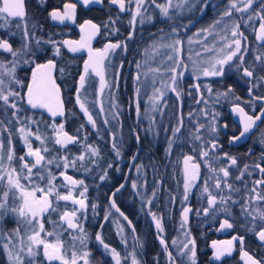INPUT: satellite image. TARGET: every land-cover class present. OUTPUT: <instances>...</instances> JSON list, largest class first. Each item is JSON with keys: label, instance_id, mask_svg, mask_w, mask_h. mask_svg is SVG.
I'll return each instance as SVG.
<instances>
[{"label": "flooded vegetation", "instance_id": "af4514ba", "mask_svg": "<svg viewBox=\"0 0 264 264\" xmlns=\"http://www.w3.org/2000/svg\"><path fill=\"white\" fill-rule=\"evenodd\" d=\"M158 2L165 3V0H158ZM66 3L77 5L74 22L71 20H66L64 23L53 21L49 14L53 10L62 11ZM223 3L227 5L228 0H210V4L203 14L194 9L192 12H183L185 15L176 16L175 12L172 11L171 14L175 16L174 21L165 20L161 17L159 9L150 6L144 12V16H151L152 19L150 21L145 19V22L141 24L139 22L140 18L137 17L133 27L129 24L132 19L131 12H120L117 6L109 3V0H104L103 4L94 3L87 7H84L80 0H43V2L42 0H25L28 30L30 33H34V37H30L29 46L35 52V55H21L17 58L16 77L27 85L31 81L32 70L36 64L46 63L49 59L54 60L56 68L53 71V76L61 89V99L64 102L65 109L64 116H57L53 120L46 110H32L25 104L26 115L39 122L38 125L33 123L32 128L37 130V127H39L43 130L51 122L65 121L67 132L71 130V133L68 132L70 135L79 136L80 140L87 137L86 140L90 141V145L98 148L100 152L98 157H95L92 161L89 160V162H92L93 168L85 181L88 189L85 193L87 208L78 212L80 222L87 233L86 247L91 254L92 264H115L111 253L106 251L96 240L97 234L101 235L110 248H114L120 253L122 264H131L132 253H135L139 264H191L190 254H182L186 253L183 248L185 240L187 242L195 240L196 264H245L238 241L233 242V250L230 255H225L220 260L214 258L213 242H216L217 247H227L224 242L232 240L234 236L244 237L243 248L250 255L257 259L264 258V245H261L255 235L248 231L251 217L246 216L241 210V205L244 204L246 199L245 185L251 188L255 180L261 179L259 170L252 166L256 163L264 166V159H261L264 156V144L261 143L262 138H264V131H262L264 130V123L258 121L259 127L253 128L247 138L230 143V138L239 135L242 130L240 120H236L232 108L234 106L243 107L250 115L259 114L261 110H264V101L255 99V97L264 96V82H259L253 87L252 83L249 82V78L243 77L242 73L235 70H226L223 77H211L203 81L208 82L212 88V95L208 97L209 94H204L202 89L199 93L197 92L196 84H192L193 78L187 74L182 80L180 99H177L176 94L171 92L172 94L165 101L166 104L170 103L175 108V116L170 117L167 123L160 124L157 120V132H154V111L145 112L144 104H141L140 115L138 116L134 105L135 66L140 61L142 50L162 35L160 29H164V33H168L173 23L181 26L188 24L191 20L192 23L188 29L180 31V38L187 37L201 28L208 27L215 19L219 18ZM212 5L217 7L214 8ZM129 7H132V5H129ZM85 21H91L98 25L100 29L91 40V47L94 51L102 50L110 43L119 42L122 45V48H118L119 51H116L115 58L112 57L114 65L119 63L120 60L122 62L117 90L121 106H119V119L116 120V126L112 129H107L106 126L104 129L100 128V131L91 129L86 124L79 105L76 103V89L79 77L84 71V63L88 60V51L84 49L75 53L69 52L62 42L65 40L79 41L82 36L86 37L90 30L86 28L84 33L80 30V26ZM15 24L16 21L13 20L7 28H0V39H6L14 49H20L24 43L23 33L22 29L17 28ZM252 24L251 21L242 25L244 36L247 37V40L244 41L248 45V55L245 56L247 63H253L258 48H264V45L256 41L255 36L249 29ZM33 25H35V28H33ZM129 35H131V39L128 38ZM36 39H40L42 42L39 46L36 44ZM184 39L185 46L187 41L186 38ZM45 41L57 42L61 49V55L54 57L52 54L53 45L44 43ZM123 45L127 46L126 50H124ZM123 51L125 52V59L121 58ZM113 52L110 51L109 56ZM12 59L9 53L0 51V60H3L8 67H12L9 63ZM26 59L32 62L24 63ZM108 61L109 58L105 60L106 81H108L106 73ZM149 64L154 63L150 61ZM149 73L152 72L148 71ZM256 74L264 75L259 68H257ZM91 76L94 77L95 75ZM4 79L7 80L6 77ZM97 79L99 80L98 77ZM203 82L202 80L199 81L201 87ZM228 87L233 89L232 93H229L227 97L220 96L217 98V93L226 91ZM250 88L252 90L251 95H249ZM17 90L21 91L22 94L26 92V89ZM201 95L208 101L207 105L204 104V109L218 114L217 131L211 133L206 128L204 130L205 141L215 139L220 145L217 154L228 153L238 161L236 166L230 168L231 176L229 179L235 187L240 189L239 192L232 193L233 199L238 203L233 204L229 201L227 205L230 214L222 211H210L205 215L203 212V209L208 205L206 194L202 195V188L206 178L211 173L208 167L205 166V162L199 158L198 147L197 150L193 151V143L198 145L199 142L188 140V132L194 129L197 124L196 121L206 126L208 124V121L204 118L199 121L196 116L191 114V112L199 113L195 104ZM236 97L240 99L237 100ZM11 112L12 110L8 109L7 114H5L0 110V120L15 133L12 138V147H15L14 151L16 152L13 166L19 167L21 162L18 158L25 155L26 151L20 146V139L15 136L18 133L17 129L23 125L17 124L15 120H12L11 124L8 123L12 119ZM179 116H183L185 126L182 130L183 135L180 141L173 144L169 154L166 152L168 141L173 138L172 129L176 126V119ZM149 117L153 119L150 120ZM23 123L26 124L27 121L25 120ZM82 124L84 125L83 128H81ZM150 125L153 131L147 130ZM28 126L30 127V125ZM118 126L119 128H117ZM113 135H115L116 143L121 152L119 157L116 156L112 147ZM137 136L140 137L139 142H137ZM7 137V132H0V138H3L5 143H7ZM80 140L77 144H71L73 152L76 150L75 153H79ZM205 147L210 148V144H205ZM186 155L194 156L196 162L201 164V168L200 177L195 182V187L192 188L188 200L185 201L183 198L185 178L183 158ZM210 155L212 154L210 153ZM133 157H135V160H133ZM211 163L216 165L217 161L213 159ZM220 163H223V160ZM245 164L249 165V169L244 173L243 179H235L239 172L244 170ZM137 168H139V171H137ZM34 171L37 170L34 169ZM249 172L251 175L248 174ZM105 173V179L101 180L100 177ZM69 176L78 180L73 174H69ZM60 181L65 183L62 176ZM133 183L137 184L136 189H133ZM209 184L215 192L213 182L209 181ZM120 185H124L123 188H120ZM67 187H70V185ZM117 188H120V191L117 192ZM3 190V187L0 186V192ZM74 196L78 198V194H74ZM51 199L54 201L53 197ZM113 200L121 212L128 217V220H124L111 207ZM149 201H151L150 204ZM19 203V200L13 201L11 195L9 196V204L17 205ZM54 206L58 208V211L52 212L49 210V213L45 214L43 218L45 229L58 235L64 234L63 241L60 240L70 257L73 250L72 245H75L77 251L79 249L77 240L72 238L77 233L67 229L66 224L60 220V214L79 206L73 205L71 201H59L58 205L54 201ZM186 207L190 208L191 211L188 214L187 223L182 227V213ZM217 207H220V205H217ZM109 213L108 219L105 220V215ZM152 213L161 220L162 233L157 230ZM16 219L15 216H7L2 222V227L7 230L14 229L17 227ZM225 220L231 223L233 227L222 229L221 224ZM128 221H131V226H129ZM53 222L59 226H54ZM121 227L124 229L123 232L120 231ZM133 228L135 231H133ZM161 237L166 242L167 250L160 243ZM47 239L54 241L56 236L47 237ZM174 241L175 243H173ZM2 243L3 241H0V264H9ZM13 243L18 244L15 238H13ZM169 254H171V259ZM126 256L128 259L124 260L123 258ZM35 259L37 264H48L42 252ZM25 264H27V261ZM52 264H59V262L53 261Z\"/></svg>", "mask_w": 264, "mask_h": 264}, {"label": "snow or ice", "instance_id": "6c2138e0", "mask_svg": "<svg viewBox=\"0 0 264 264\" xmlns=\"http://www.w3.org/2000/svg\"><path fill=\"white\" fill-rule=\"evenodd\" d=\"M43 2V0H42ZM84 7L90 4H103L104 0H80ZM109 3L115 5L119 8L120 12L129 11L132 14V19L129 24L134 27L137 17L140 18L139 22L143 24L145 19L151 20L152 17L144 16V12L150 6H155L159 9V13L162 18L167 21H174L175 16L171 14L172 11L175 12L176 16L182 15L184 11L192 12L194 9L203 14L204 10L209 6L210 0H165V3H159L158 0H109ZM132 5V7H129ZM255 5V7H254ZM75 3L64 4L63 10H53L49 15L53 21H58L64 23L66 20H71L74 22L76 14ZM212 7H217L212 5ZM134 9V10H133ZM247 13V16H241V19H246L251 22L253 20L259 21V27L256 31V40L264 45V0H228L227 5L224 7L222 13L219 14V18L215 19L206 28H201L195 33L197 37L196 42L201 44L200 50H196L194 55L197 59H193V50L189 49L188 59L192 60L193 74L196 75L197 79L202 74L204 77H223L227 71L235 70L242 73L243 77L249 78V82L255 87L257 83L264 82V75H257V68L260 72L264 73V48H258L257 53L254 55L253 63H247L245 61V56L248 55V48L242 46V41H246L247 37L244 33L240 31V25L238 23L229 24L225 18L232 17L233 13ZM13 20L16 21L15 26L22 29V39L24 43L20 49H14L12 45L6 39H0V51L9 53L13 58L9 63L12 67L0 60V110L7 114L8 109H11L12 119L8 121L9 124L12 120H15L17 124H22L17 131L20 133V139L23 141L27 151L25 155L20 156L18 159L21 162L20 167L17 168L13 166V161L15 159V152L12 147V138L15 134L11 129L5 126L4 122L0 120V132H7V143L3 138H0V186L3 187V191L0 192V241H3L2 247L5 250L9 264H37L36 257L42 252L44 259L48 264H52L53 261H58L59 264H92L90 260V252L86 247L87 233L80 222V216L78 212L85 210L87 208L85 193L88 191L87 187L84 186L83 190L79 192L78 198L74 196V189L77 186H83V180L74 179L72 176L66 175L64 172L61 175L64 178L65 185L61 187L69 186L67 194H61L57 191V186L53 183L55 179L51 172H48L47 185L46 187L40 186L36 183V178L39 180H45L44 172L47 171V166L54 163L52 158L46 159L43 153L50 151L49 147L46 146V140L49 137L44 136L40 133L39 127L33 132L28 126L30 124H39V122L34 121L30 116L26 115V109L24 105L26 104L29 109L37 110L43 109L55 120L57 116H64V102L61 99V89L57 85L56 80L53 76V71L56 68V63L54 60L49 59L46 63L36 64L32 70L31 81L25 85L21 80L16 77V65L18 63V57L21 55L34 56L35 52L29 46L30 37H34V33H30L28 30L26 22V9L25 0H0V28H7L12 24ZM114 23V21H112ZM191 20L188 24L178 26L173 23L170 27L168 33H164V29H160L162 35L151 44L149 49H146V56L148 58H154L161 54V50H166L164 55L166 61H170L166 67H150L149 71L163 75L166 71L169 75L167 77V82L163 85V88L170 90L175 93L177 99L181 97V85L180 80L183 78V71H186L188 65L185 63L184 54V41L180 38V31L187 30L191 25ZM107 26V25H105ZM218 26H220L218 28ZM35 28V25H33ZM90 31L87 36H82L79 41L65 40L63 45L68 48L69 52H78L84 49L88 51V60L84 63L83 74L80 75L78 81V87L76 89V103L79 105L80 110L83 112L87 119V122L91 124L93 129L97 128V122L94 119L86 103L81 98V91L86 88L88 78L91 75H95L99 78L100 92L103 94L106 88H109V84L105 78V60L108 58L110 51H115L118 48H122L121 43H110L105 46L102 50H93L91 47V40L99 32V26L92 23L91 21H85L83 25L80 26L82 33L85 29ZM223 33V34H222ZM230 33L231 39H229L228 34ZM165 36L168 38L165 39ZM213 39L209 41V37ZM219 37V40L216 39ZM131 39V35L128 37ZM223 42L221 46L217 47V44ZM40 39H36V44L39 46L41 44ZM44 43H51L53 45V56L59 57L61 55V49L55 41H45ZM193 40L189 39L188 44H192ZM126 45H123L124 50H126ZM32 61L25 60L24 63H30ZM141 65L137 63V68ZM7 77V80L4 79ZM137 80L140 79L139 75L136 77ZM207 88L209 94L212 93V88L208 85H204ZM195 88L197 92H200L201 85L196 84ZM17 89H26L23 94ZM139 89H137V92ZM233 89L228 87L226 91L222 93H217V98L220 96L227 97L229 93H232ZM157 93L159 95H157ZM252 94L251 88L249 89V95ZM164 91L161 88L154 90L152 100V110H157L161 105L159 102L163 99ZM239 100V97H236ZM264 101V96L255 97ZM203 102L207 105L208 101L204 99L201 95L200 100L197 103ZM115 109V111H112ZM112 115V119H119V106L116 104L112 105L109 110ZM137 115H140V106L137 102L136 105ZM234 113H237L240 117V124L242 125V130L239 135L230 138V143L240 141L247 138V135L253 130V128L259 127L257 122L264 123V110H261L259 114L250 115L243 107L234 106L232 108ZM100 112L104 113L105 109L103 105L100 107ZM25 113L24 115H21ZM216 113H208L207 110L204 111V118L208 121L207 126L205 124L197 123L194 129L189 130L188 140L190 142H199L198 145L193 143V151L199 149V158L205 162V166L208 167L211 175L206 178L203 188L202 195L207 196V207L203 209L205 215L210 211L214 212H225L230 214L229 201L233 204L238 203V201L233 199L232 193L239 192L240 189L235 187L230 181V168L236 166L238 161L235 157L228 153H223L222 155L217 154L220 145L215 139H210L205 141L204 130L215 133L217 131ZM191 117V114H190ZM149 119H153L149 117ZM27 123H23L24 121ZM105 124L109 123L108 119H105ZM52 130L54 133V143L59 145L61 148H67L69 144L79 143L80 137L70 135L64 130V124L59 123L58 125L53 123ZM84 125H81L83 128ZM183 116L177 118L176 126L172 129V139L168 141L167 153H171L172 146L177 141L181 140L183 135L182 130L184 129ZM226 127V125H225ZM148 131H153L151 125ZM264 131V130H262ZM33 138L40 142L41 147L33 148L32 142L29 138ZM86 139V138H85ZM137 142H139L140 137H136ZM261 143L264 144V138H262ZM205 144H210L209 147H205ZM113 150L117 157L121 155L120 149L116 143L115 135H113ZM86 151L91 154V157H98L100 155L99 149L92 145H85ZM210 153L212 155H210ZM31 158V159H29ZM85 154H81L76 157V160L81 162L85 161ZM63 167L65 170L71 165L76 166V160L69 161L67 156L64 158ZM216 160L217 164L213 165L212 160ZM264 159V156L261 157ZM135 160V157H133ZM223 160V163L220 161ZM59 167V164H57ZM111 167V165H109ZM184 167V200H188L189 194L193 187H195V182L200 177L201 164L196 162V158L192 155H186L183 158ZM252 167L259 170L261 174V179L255 180L253 186L248 188L245 185V202L241 205L242 212L251 217L250 226L248 231L253 233L255 237L264 245V166L259 163L254 164ZM36 169L37 171H33ZM249 169V165H244V170L239 172V175L235 177L237 180H242L244 173ZM139 171V168H137ZM251 175V173H248ZM105 175L100 177L101 180L105 179ZM22 180H27L29 183L25 185ZM212 181L214 184L215 192L212 190V186L209 184ZM124 185H120L123 188ZM133 189L137 188V184H132ZM117 188L116 191H120ZM39 193V196L37 195ZM11 195L13 201L19 200L20 203L17 205L9 204V196ZM155 195V193H153ZM55 197V202L58 201H71L73 205H78V208H74L71 211H63L60 214V220L63 221L67 229H71L73 233V240H79L81 247L80 251L75 249V245H72V254L69 257L67 255V250L64 249L63 242L60 240L59 235L52 231H47L44 224V216L49 213L58 211V208L54 206V201L51 197ZM151 201H149V204ZM220 205V207H217ZM95 207V206H93ZM111 207L115 209L117 213L124 220H128V217L121 212L120 208L116 206L115 201L111 203ZM191 211L190 208H184L182 213V223L184 224L188 221V214ZM15 216L17 227L12 230H7L2 227V222L9 216ZM108 215H105V220L108 219ZM153 220L155 221L156 228L159 232H163V227L161 220L152 213ZM259 221V223H257ZM54 226L56 225L55 222ZM129 226H131V221H128ZM21 226L24 227V232L21 231ZM233 225L225 220L221 224V228H232ZM123 228L120 231L123 232ZM133 231L135 229L133 228ZM43 234V235H42ZM26 235V240H25ZM56 236L54 241H50L47 237ZM13 238L18 242V244L13 243ZM96 240L103 246V248L111 253L115 264H122V258L120 253L114 248L104 242L100 234L96 235ZM238 241L241 246L242 259L245 260V264H264V258L257 259L253 255H250L248 251L243 248L244 237L234 236L232 240L224 242L227 247H217L216 242H213V248L215 249L214 258L220 260L225 255H230L233 250V242ZM123 242V241H122ZM161 245L165 246L167 250V245L165 240L160 238ZM175 243V241L173 242ZM11 245V247H10ZM191 245V247H189ZM186 253L190 254L189 259L191 264H196V248L195 240H189L183 245ZM171 259V254H169ZM127 260L128 257H124ZM131 264H139L135 253L131 254Z\"/></svg>", "mask_w": 264, "mask_h": 264}, {"label": "rangeland", "instance_id": "374dc122", "mask_svg": "<svg viewBox=\"0 0 264 264\" xmlns=\"http://www.w3.org/2000/svg\"><path fill=\"white\" fill-rule=\"evenodd\" d=\"M175 2H176V0H174V3ZM222 6L223 7H221V10L223 11L224 7L226 6V3H223ZM254 7H255V5H254ZM184 12H186V11H184ZM182 15H185V13H183ZM241 16L246 17L247 13L241 14V13H235L234 12L232 17L225 18V20L228 21L230 25L232 23H238L240 25V31L243 32L242 25L245 23L248 24L249 21H247L246 19H241ZM252 23H253L252 27L249 29L252 31L253 35L256 38V31L259 27V21L253 20ZM219 27L220 26H218V28ZM195 33H197V31L193 32L192 34L188 35L187 37H184V38H186L187 43L184 46L183 58H184L185 63L188 65V68L186 71H183V78L180 80V85L182 84V80H184V78L186 77L187 74H189V76H191L193 78L192 84H199L200 80H202V82H203L204 80L211 78V77H204L201 74L199 76V79H197L196 75L193 74L192 60L188 59L189 49L193 50V59H197L194 55V52L196 50H200V48H201V44L196 42L197 37L195 36ZM228 37H229V39H231L230 33L228 34ZM167 38L168 37L165 36V39H167ZM184 38L181 37L182 40H185ZM189 39L193 40L192 44H188ZM212 39L213 38L210 36L209 41H211ZM216 39L219 40V37H216ZM222 43H223L222 41L220 43H218L217 47L221 46ZM150 46L151 45L147 46L146 49H149ZM242 46L248 47V45L244 41H242ZM146 49L142 50L141 58H140V61L138 62L141 65V67L137 68V65H136L135 69H134L135 76L137 77L139 75V77H140L139 80H137V79L134 80V90H135L134 105L136 106L137 102H138L140 108H141V104H144L143 107L145 108V112H147L149 110L153 111L151 98L153 97L154 90L157 88L163 89V91H164L163 99L159 102V104L161 106L157 110L154 111V132L155 131L157 132L158 131L157 130V128H158L157 120H159L160 124L167 123L168 119L170 117L175 116V108L172 107V105L170 103L166 104V102H165V101H167V97L170 94H172L170 90L163 88V85L167 82V77L169 74L166 71H164L163 75L161 76L160 74H156L153 72L148 74V71H149V68L151 66L163 68V67H166V65L170 64L171 62L166 61V57L164 55L166 50L162 49L160 55L155 56L154 58H148L146 56ZM116 51H119V50L118 49L115 50L108 57L109 61L107 62V66H106V73L108 76L107 82H108L110 87L106 88L104 90L103 94H101L99 80L95 76L94 77L90 76L88 78L86 88L81 91L82 100L86 103V106L89 108V111L92 113L94 119L97 122V128L94 129L95 131H100V128L104 129L105 126L107 127V129H110V128L112 129V127L116 126V120L112 119L111 112L109 111L112 108L113 104L121 106L119 99H118L117 90H118V86H119V74H120V71L122 69V64H121L122 62L120 60L119 63H116L114 65L112 57L115 58L114 56L117 54ZM124 57H125V52L123 51V55L121 58H124ZM147 61H148V63H147ZM150 61H152L154 64H149ZM204 85H208L209 87H210V85L208 84V82H203L202 87H201L204 94L205 93L209 94L207 91V88H205ZM137 89H139L138 92H137ZM157 95H159V94L157 93ZM211 95L212 94H209L208 97H211ZM211 99H213V98H211ZM101 105H103V107L105 109L104 113L100 112ZM195 105L198 107L197 111H199V113H197V112L192 113L191 112V114L193 116H196L197 119H199V121H200L201 119L204 118V111H205L204 103L201 101L200 103H196ZM112 111H115V109H112ZM208 113L211 114V112H208ZM82 114H83V112H82ZM144 114H146V113H144ZM150 115H151V113L149 114V116ZM83 116H84V114H83ZM84 119L86 121V124L92 129L91 124H89L87 122V119L85 116H84ZM105 119L109 120L108 124L104 123ZM176 122H177V119H176ZM53 123H55V122H51L49 125H47L46 129H43V130L39 129V131L44 136L49 137V139H47L45 143H46V146L49 147L50 151L47 153H43V154L45 155L46 159L52 158L54 160V163L47 166V171L44 172V176L46 179L45 180H39L38 178H36V183L40 184V186H42V187H46L48 172L50 171L52 176L55 177V179L53 180V183L57 186V191H59L61 194H67L69 187H67V186L61 187V185H65L64 182L62 183L60 181V177L62 176L61 173L64 172L66 175L73 174L78 178V180L84 181L83 186H77L74 189V194H79V192L83 190L84 186L87 187L85 181H86V178L90 175L91 169L93 168L92 162H89V160L92 161L93 159H95V157H91V154L88 153L86 151V148H85V145H90V141L86 140L87 137H86V139L80 140V144L78 145L79 153H75L76 150H75V152H73L71 144H69L67 146V148H61L59 145H55V143H54V133H53V130L51 127ZM59 123L64 124V130L67 132L66 127H65V121L58 122L55 124L58 125ZM195 123H198V121H196ZM32 125L33 124H30V128L33 132H35L36 130L35 129L33 130ZM117 128H119V126ZM16 133H17V131H16ZM15 137L20 139V133L18 132ZM29 139L32 142L33 148L41 147V144L39 141H37L31 137ZM20 141H21L20 146H22L25 149V151H27L23 141L21 139H20ZM81 154H85V156H86L85 161H83V162L76 160V157L81 155ZM65 156H67L69 161L76 160V166L72 167L70 165L67 168V170H65L63 167V163H64L63 158ZM57 164H59V167H57ZM19 167H20V165H19ZM19 167H17V168H19ZM22 183H24L25 185H28L29 182L27 180H22ZM37 195H38V193H37ZM53 198L55 201L54 196H53ZM55 203H56V205H58L59 201L55 202ZM21 227H22L21 231L23 233L24 227L23 226H21ZM63 235L64 234L59 235L60 239L62 241L64 239ZM25 240H26V235H25ZM77 242L79 244L78 251H80L82 246L80 245V242L78 240H77ZM185 243H187V240H185L183 242V245Z\"/></svg>", "mask_w": 264, "mask_h": 264}, {"label": "water", "instance_id": "95a60500", "mask_svg": "<svg viewBox=\"0 0 264 264\" xmlns=\"http://www.w3.org/2000/svg\"><path fill=\"white\" fill-rule=\"evenodd\" d=\"M232 112H233V111H232ZM233 114H234V116H235L236 120H238V121H239V120H240V117H239V115H238L237 113H234V112H233Z\"/></svg>", "mask_w": 264, "mask_h": 264}, {"label": "trees", "instance_id": "16d2710c", "mask_svg": "<svg viewBox=\"0 0 264 264\" xmlns=\"http://www.w3.org/2000/svg\"><path fill=\"white\" fill-rule=\"evenodd\" d=\"M68 132H70L71 133V130H68ZM155 240V239H154Z\"/></svg>", "mask_w": 264, "mask_h": 264}]
</instances>
